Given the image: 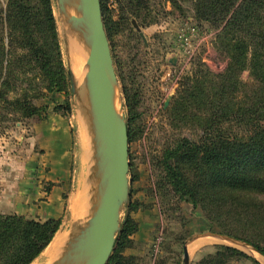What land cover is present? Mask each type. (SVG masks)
<instances>
[{
    "label": "rangeland",
    "instance_id": "1",
    "mask_svg": "<svg viewBox=\"0 0 264 264\" xmlns=\"http://www.w3.org/2000/svg\"><path fill=\"white\" fill-rule=\"evenodd\" d=\"M6 1L0 0V24ZM99 1L116 83L112 78L111 81L117 90L115 99L128 135L127 197L119 206L114 248L130 216L137 229L124 242L121 255L126 264H184V246L188 253L187 264H219L220 261L224 264H264V253L252 244H257L264 251V236L261 240L247 224L239 230L248 233L245 239L227 235L219 228L218 222L207 215L210 213L213 217L222 212L237 217L239 194L224 188L212 189L186 163L179 170L173 160L167 161L172 172L182 171L209 193L204 203L193 204L190 195L175 185L165 162L167 151L175 148L182 139L197 142L206 133L215 132L233 141L239 140L242 130L239 128V95L230 108L213 107V102H218L215 96H219V93L214 95V91L229 61L218 39L222 24L199 18L194 0ZM51 6L68 86L64 90L46 89L40 82L42 93L33 99L39 113L34 116L2 113L0 214L20 215L37 221L61 217L57 233L70 234L76 226L71 216L75 196H81V192L88 187L85 195L93 194L97 201L101 191L102 174L98 177V166H95L97 142L99 144L101 139L96 141L93 130L91 149L94 152L92 159L83 166V152L89 153L90 145L82 140L80 117L75 112L77 91L72 89L70 69L64 56V28L60 29L55 15L59 11L57 0H51ZM3 24V29L7 31V25ZM189 26H196L202 32L203 41L193 56L187 59L180 48L179 35ZM249 73L246 68L241 71L240 80L245 84L253 82ZM33 74L34 71L30 70L25 75L28 78ZM195 78L203 84L199 92H195L197 95L190 96ZM86 82L89 90L88 79ZM22 85L27 89L29 87L28 82ZM221 100L227 103L230 98L221 96ZM213 118L219 119L215 123ZM42 129L56 131L62 139L63 134L67 136V163L64 164L59 157L54 162L50 157L52 165L48 166L49 151L44 146L40 147ZM28 163H36V168ZM257 179L258 186L254 190L243 191L240 201L254 198L255 214L250 219L263 223L264 176L258 175ZM220 193L225 194L221 200L222 209L216 208L215 203ZM95 204L97 209V202H92L86 220L81 216L87 228ZM137 214L138 217L155 220L154 226L146 227L148 232L143 231L138 237ZM238 228L232 224L229 229ZM219 246L233 247L242 255L233 257L231 253L220 250ZM46 249L30 264H65L59 256L51 261L45 258ZM72 262L66 261V264H74Z\"/></svg>",
    "mask_w": 264,
    "mask_h": 264
},
{
    "label": "trees",
    "instance_id": "2",
    "mask_svg": "<svg viewBox=\"0 0 264 264\" xmlns=\"http://www.w3.org/2000/svg\"><path fill=\"white\" fill-rule=\"evenodd\" d=\"M194 9L202 20L222 24L218 39L229 61L220 77L219 92L214 89V95L219 93V96H215L218 102H213V107L230 108L239 95V128L242 130L238 141L215 132L206 133L197 142L182 139L165 154L166 167L175 185L190 195L193 204L204 203L209 193L182 171L172 172L167 161L173 160L179 170L186 163L212 189L237 192V217L222 212L213 217L210 213L207 215L215 219L227 235L245 239L248 233L239 230L247 224L263 240L264 222L250 219L255 214L254 198L240 201V197L243 191L258 186V175L264 176V0H194ZM244 68L250 72L253 80L250 84L240 80ZM30 70L34 74L27 78L25 74ZM27 82L28 89L22 85ZM40 82L46 89L64 90L68 86L51 0H7L0 24V117H4L2 113H18L22 117L38 114L33 99L42 93ZM202 84L195 78L190 96L197 95L195 92H199ZM11 94L13 97H9ZM220 95L228 96L229 102L221 100ZM66 106L69 108L68 103ZM218 119L213 118V122ZM224 197V193L217 195L216 208H223ZM61 222V217L37 221L0 214V264H30L51 243ZM232 224L239 228L229 229ZM136 229V222L128 216L106 264L127 263L121 252L127 237ZM252 244L264 253L260 246ZM219 248L233 257L242 255L233 247Z\"/></svg>",
    "mask_w": 264,
    "mask_h": 264
},
{
    "label": "water",
    "instance_id": "3",
    "mask_svg": "<svg viewBox=\"0 0 264 264\" xmlns=\"http://www.w3.org/2000/svg\"><path fill=\"white\" fill-rule=\"evenodd\" d=\"M82 11L88 16L92 26V43L88 55L87 78L92 95L96 119L104 129V157L109 163L107 189L101 206L91 217L86 230V254L84 264H106L115 244L118 230V211L127 197L128 135L127 127L120 117L117 119L111 104V78L116 83L112 71V58L108 39L103 26L99 0H80ZM62 11V0H57ZM70 72V71H69ZM72 89L74 83L70 72ZM111 76V77H110ZM183 263H188L186 246L183 247Z\"/></svg>",
    "mask_w": 264,
    "mask_h": 264
},
{
    "label": "bare ground",
    "instance_id": "4",
    "mask_svg": "<svg viewBox=\"0 0 264 264\" xmlns=\"http://www.w3.org/2000/svg\"><path fill=\"white\" fill-rule=\"evenodd\" d=\"M82 5H83V2L80 0H62L63 9L62 11L59 9L58 13H56L55 15L58 21L57 24H59L58 26H60V29L64 28L65 34L64 35L62 34L63 35L62 40L64 43L63 51H64V56H65V60L67 62L68 68L70 69V72L72 74L74 90L77 91L76 99H75V109H76L75 112L78 114L77 117L78 118L80 117L78 122H79L80 130H81L80 132H81L82 140L84 144L87 141L88 144L90 145V150L88 151L89 153L83 152L84 158H83L82 164L84 166L85 164H87L88 160L90 161V159H92V154L94 151L92 150L93 148L91 149V144L93 142V132H94L93 130H95L96 141L101 139L99 144L97 142L98 159L97 161L95 160L96 161L95 166H98L97 175L99 177L101 176L100 174H102V179H101V191H100L99 196L97 197V201H96V198H94L93 194L91 195L86 194L87 196L85 195V191L88 188L86 186H85L86 187L85 191L81 192L80 194L81 196L79 197L75 196L73 203H72V207L70 206L71 216L73 217V220L76 223L75 229L73 230L71 229L72 232H70V234L69 233L65 234L63 232H58V233L56 232L57 234H55L53 240L47 246L44 257L48 258L51 261L55 257L57 258L59 256L65 260V264H66V261L67 262L70 261V263L74 261V264H84L87 258L86 248L84 247L86 245L85 239L87 238L86 237L87 234L85 233L87 230V226L84 221V218L86 220V216H88L87 211L91 210L92 202L93 203L97 202V209H96V204H95V210L93 212V215L96 213L98 208L101 206L103 195L107 189V181L109 177V163L106 161L104 157V153H103L105 149V142L103 140L104 129L97 122L96 110L95 108H93L94 106H92V102H91L92 98L90 95V91L88 90L85 84V82L88 79V78L86 79L87 77L86 74L89 69L88 55H89V51H90V47L92 43V26H91L90 19L82 11ZM116 93H117V90L116 88L114 89V86L112 83L111 104L115 112V115L120 122L119 116H121L122 114L117 106L118 104L116 102L117 98L115 99ZM92 110H94V114L92 113ZM100 144L101 146H99ZM88 164H91V163L89 162ZM91 167L93 168V166ZM86 170H88V168ZM86 170H85V173H86ZM83 172L84 171L82 170L81 177L84 176ZM94 176L96 175L94 174ZM95 187H97V185ZM81 216H83L84 218L81 219Z\"/></svg>",
    "mask_w": 264,
    "mask_h": 264
},
{
    "label": "crops",
    "instance_id": "5",
    "mask_svg": "<svg viewBox=\"0 0 264 264\" xmlns=\"http://www.w3.org/2000/svg\"><path fill=\"white\" fill-rule=\"evenodd\" d=\"M41 139H40V147L44 146L48 149L49 154H48V160H47V164L49 167H51L52 165V161L51 159H53V161H56V158L59 157L61 160H63L64 164L67 163L66 161V147H67V136H65V134H63V139L61 138L60 135L56 134V131L53 130H49V129H42L41 131ZM51 157V159H49ZM42 162V159H40ZM46 160V158H45ZM34 162V161H33ZM29 165L31 164V166L33 167V169L36 168V163H28ZM41 167L39 166V169ZM34 171V170H33ZM136 219L138 220L139 224H138V234L136 237H138L140 234H142L143 231H146V227H153L155 220L154 219H144L143 217H138L139 215H135ZM148 232V231H146ZM208 252H211L210 250ZM136 253V252H134Z\"/></svg>",
    "mask_w": 264,
    "mask_h": 264
},
{
    "label": "built area",
    "instance_id": "6",
    "mask_svg": "<svg viewBox=\"0 0 264 264\" xmlns=\"http://www.w3.org/2000/svg\"><path fill=\"white\" fill-rule=\"evenodd\" d=\"M203 41L202 32L196 26H189L179 35L180 48L187 59L191 58Z\"/></svg>",
    "mask_w": 264,
    "mask_h": 264
}]
</instances>
